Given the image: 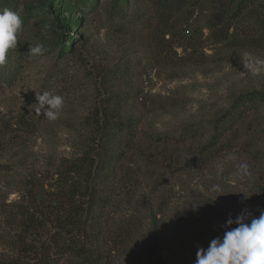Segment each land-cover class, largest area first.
<instances>
[{"label":"rangeland","instance_id":"374dc122","mask_svg":"<svg viewBox=\"0 0 264 264\" xmlns=\"http://www.w3.org/2000/svg\"><path fill=\"white\" fill-rule=\"evenodd\" d=\"M3 8L23 31L0 66V264L33 261L24 249L40 251L53 228L34 229L29 217L41 218L57 179L72 181L66 169L98 126L117 121L123 130L95 164V182L82 178L97 201L87 224L92 233L100 221V264H195L229 216L242 207L259 216L264 72L245 71L242 58L264 59V0H0ZM37 44L43 54L30 55ZM44 91L64 99L55 121L36 115ZM58 264L83 261L67 253Z\"/></svg>","mask_w":264,"mask_h":264},{"label":"trees","instance_id":"16d2710c","mask_svg":"<svg viewBox=\"0 0 264 264\" xmlns=\"http://www.w3.org/2000/svg\"><path fill=\"white\" fill-rule=\"evenodd\" d=\"M58 24L60 23L58 22ZM63 42L66 43V39ZM259 96L264 99V94H259ZM109 125L98 126L96 130L98 136L94 138V145L84 151L83 155L69 163L70 166L66 169V172H68L67 174L73 173L72 181L70 182L66 175L61 176L53 183L56 184V187L50 189L42 197L40 204L41 218L38 219L33 215L29 217V224L34 229L42 228L46 221L50 223L53 231H50L48 239L39 245L40 251H37L36 247L24 249L27 252L32 250L36 256L32 262H24V264H58L67 253L78 255L83 264H100L101 254L98 251L101 232L100 221L95 222V230L92 233L88 230L87 222L88 217L91 220L93 208L97 202L92 186L96 180V174L90 178L91 172L94 171L95 164V172L106 164L109 157L106 149L114 140L120 138V133L124 127L122 121ZM97 139H99L98 142H96ZM75 175L82 176L78 178ZM83 177L92 179V184L85 186L82 182ZM66 185H69L68 191L63 189V186ZM103 206L102 204L101 207L103 208ZM156 246L157 240H151L150 250L152 254L157 251ZM157 262L161 264L159 259ZM10 264L22 263L13 261Z\"/></svg>","mask_w":264,"mask_h":264},{"label":"clouds","instance_id":"9594fccd","mask_svg":"<svg viewBox=\"0 0 264 264\" xmlns=\"http://www.w3.org/2000/svg\"><path fill=\"white\" fill-rule=\"evenodd\" d=\"M22 31V17L8 8L0 9V66L6 63L9 50L17 47L18 35ZM43 52L42 44L30 45V55H42ZM242 59L245 71L253 76L264 72V59H251L247 55ZM36 100L37 116L43 112L50 121L59 118L64 107L61 95L44 91L36 93ZM239 167L245 172L248 169L246 163ZM212 190L222 192L219 185L213 186ZM248 198L243 194L241 203L244 204ZM198 207L196 205L192 208L197 210ZM258 211L259 216H256L249 208L242 207L235 218L229 216L223 225V236L213 238L207 248L198 247L195 264H264V209Z\"/></svg>","mask_w":264,"mask_h":264}]
</instances>
